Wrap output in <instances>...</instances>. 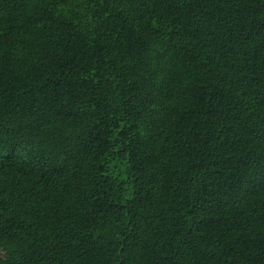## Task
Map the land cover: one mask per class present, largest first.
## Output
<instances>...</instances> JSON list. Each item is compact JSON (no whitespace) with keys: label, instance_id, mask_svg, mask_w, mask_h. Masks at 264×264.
<instances>
[{"label":"trees","instance_id":"16d2710c","mask_svg":"<svg viewBox=\"0 0 264 264\" xmlns=\"http://www.w3.org/2000/svg\"><path fill=\"white\" fill-rule=\"evenodd\" d=\"M0 264H264V0H0Z\"/></svg>","mask_w":264,"mask_h":264}]
</instances>
